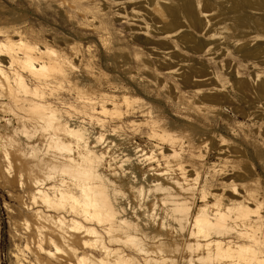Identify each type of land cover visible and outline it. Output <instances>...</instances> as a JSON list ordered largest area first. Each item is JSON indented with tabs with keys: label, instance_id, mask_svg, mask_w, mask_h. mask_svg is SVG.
<instances>
[{
	"label": "bare ground",
	"instance_id": "obj_1",
	"mask_svg": "<svg viewBox=\"0 0 264 264\" xmlns=\"http://www.w3.org/2000/svg\"><path fill=\"white\" fill-rule=\"evenodd\" d=\"M74 69L47 46L0 40L7 183L31 216L25 264H264V197L207 200L156 120H146L154 148L129 145L136 137L111 119L144 106L125 95L75 91L81 109L55 104Z\"/></svg>",
	"mask_w": 264,
	"mask_h": 264
},
{
	"label": "rangeland",
	"instance_id": "obj_2",
	"mask_svg": "<svg viewBox=\"0 0 264 264\" xmlns=\"http://www.w3.org/2000/svg\"><path fill=\"white\" fill-rule=\"evenodd\" d=\"M17 37L74 65L58 106L81 109L75 91L125 95L144 106L111 119L136 137L129 145L154 148L146 120H156L207 200L264 197V0H0V40ZM5 117L0 109V264H25L31 216L7 183Z\"/></svg>",
	"mask_w": 264,
	"mask_h": 264
}]
</instances>
